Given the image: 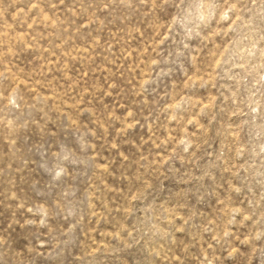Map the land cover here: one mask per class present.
<instances>
[{
    "label": "rangeland",
    "instance_id": "rangeland-1",
    "mask_svg": "<svg viewBox=\"0 0 264 264\" xmlns=\"http://www.w3.org/2000/svg\"><path fill=\"white\" fill-rule=\"evenodd\" d=\"M0 264H264V0H0Z\"/></svg>",
    "mask_w": 264,
    "mask_h": 264
}]
</instances>
